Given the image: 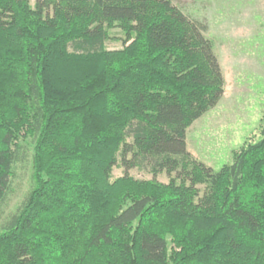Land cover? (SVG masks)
Instances as JSON below:
<instances>
[{
  "label": "trees",
  "instance_id": "trees-1",
  "mask_svg": "<svg viewBox=\"0 0 264 264\" xmlns=\"http://www.w3.org/2000/svg\"><path fill=\"white\" fill-rule=\"evenodd\" d=\"M207 31L171 0H0V203L30 167L0 264H264V108L218 169L186 145L224 93Z\"/></svg>",
  "mask_w": 264,
  "mask_h": 264
},
{
  "label": "rangeland",
  "instance_id": "rangeland-1",
  "mask_svg": "<svg viewBox=\"0 0 264 264\" xmlns=\"http://www.w3.org/2000/svg\"><path fill=\"white\" fill-rule=\"evenodd\" d=\"M191 20L207 22V35L222 60L224 93L219 102L196 119L186 131L187 149L199 160L218 169L231 159L233 149L250 136L256 139L264 108V0H171ZM34 0H30L33 5ZM123 32L108 31L107 49L122 47ZM71 49V48H70ZM221 65V64H220ZM17 165L10 186L0 203V224L14 210L30 183L29 157ZM124 172L117 158L111 178ZM128 174L151 179L144 166L133 167ZM168 182L165 172L155 176Z\"/></svg>",
  "mask_w": 264,
  "mask_h": 264
},
{
  "label": "crops",
  "instance_id": "crops-1",
  "mask_svg": "<svg viewBox=\"0 0 264 264\" xmlns=\"http://www.w3.org/2000/svg\"><path fill=\"white\" fill-rule=\"evenodd\" d=\"M220 64H221V67H222V60H220Z\"/></svg>",
  "mask_w": 264,
  "mask_h": 264
}]
</instances>
